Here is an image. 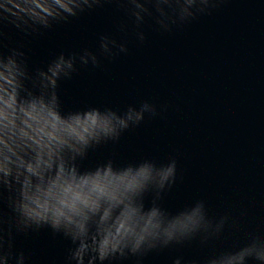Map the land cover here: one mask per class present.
I'll return each instance as SVG.
<instances>
[{"label":"water","instance_id":"obj_1","mask_svg":"<svg viewBox=\"0 0 264 264\" xmlns=\"http://www.w3.org/2000/svg\"><path fill=\"white\" fill-rule=\"evenodd\" d=\"M264 0H0V264H264Z\"/></svg>","mask_w":264,"mask_h":264},{"label":"clouds","instance_id":"obj_2","mask_svg":"<svg viewBox=\"0 0 264 264\" xmlns=\"http://www.w3.org/2000/svg\"><path fill=\"white\" fill-rule=\"evenodd\" d=\"M247 258H254L258 261H264V251H258L255 255H248Z\"/></svg>","mask_w":264,"mask_h":264}]
</instances>
